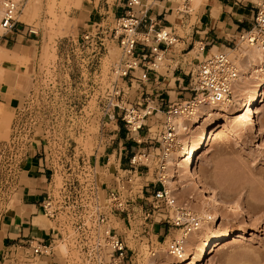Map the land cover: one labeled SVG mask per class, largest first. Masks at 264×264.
Returning a JSON list of instances; mask_svg holds the SVG:
<instances>
[{
    "label": "rangeland",
    "instance_id": "1",
    "mask_svg": "<svg viewBox=\"0 0 264 264\" xmlns=\"http://www.w3.org/2000/svg\"><path fill=\"white\" fill-rule=\"evenodd\" d=\"M39 1L38 14L37 9L32 12L35 18L30 13L25 16L30 22L25 17H21L25 21L19 20L23 6L13 30L0 40V45L22 56L6 58L0 75V100L9 112V120L0 124V227L5 214L18 201L25 161L35 154L49 167V184L36 207L34 223L47 229L50 236L39 242L8 243L0 228V264H108L110 250L94 214L97 204L105 208L108 227L124 239L123 264H146L162 247L170 254L171 242L180 231L163 222L157 211L144 218L146 209L136 198L140 196L135 191L144 179L151 184L156 178L151 166L148 173L143 171L133 177L135 194L128 217L111 213L107 201L105 182L118 167V152L114 154L113 147L123 132L122 126L115 127L114 119L110 122L108 117L112 110L109 106L112 86L120 82L117 76L120 49L113 37L115 20L111 18L102 24L112 29L105 35L96 31V26L94 29L84 26L73 15L74 0ZM191 3L188 0L171 3L181 11L179 14L187 9L190 24L198 11V6ZM85 34L89 37L84 38ZM176 35H184L178 25ZM237 40L239 47L238 43H243ZM15 41L23 47L16 46ZM175 45L180 46L178 42ZM199 46L196 42L193 52L179 55L173 62L162 59L158 71L164 73L167 64L184 66L185 60L195 63ZM135 87L129 92L131 101ZM256 108L255 136L247 134L237 116L232 118L235 131L219 132L216 140L195 157V165L208 185L241 189L233 197L240 211L245 214L250 210L254 220V225H249L246 217L231 219V214L227 217L220 210V216L230 219L232 230L244 231V238L211 248L204 264H264V208L251 209L247 205L249 200L264 203V98ZM151 131L156 132V127L151 126ZM115 133L116 138H110ZM156 145H152L153 154L159 153ZM206 158L211 161L208 167L203 165ZM174 195L182 204L185 193L175 191ZM59 242L64 246L60 253ZM38 245H47L40 254L34 252Z\"/></svg>",
    "mask_w": 264,
    "mask_h": 264
},
{
    "label": "built area",
    "instance_id": "2",
    "mask_svg": "<svg viewBox=\"0 0 264 264\" xmlns=\"http://www.w3.org/2000/svg\"><path fill=\"white\" fill-rule=\"evenodd\" d=\"M26 0H2L0 4V40L11 32L18 22L19 15ZM156 0H127L125 11L116 17L113 37L116 39L120 49V62L117 67L120 82H115L110 93L109 106H111L109 119L115 115L114 108L119 112L121 120L129 131L143 130L144 141L136 140L137 144H144L130 155L125 168L118 165L111 179L105 182V192L111 213L129 216V206L132 197L139 193L142 206L146 214L158 212L163 222L175 227L180 234L185 235L198 226V216L189 207L170 200L165 190L164 170L165 153L178 149L176 126L179 119H184L191 124L204 110L206 103L219 101L221 103L231 102L233 98L234 82L237 77L238 67L235 61L224 51H204L200 44L197 61H184L186 72H183L185 82L182 87L178 86L180 92L176 98L167 102L163 110L157 109L152 102L147 100L134 102L129 100V92L134 85L143 87L148 80V71L157 72L164 57V51L160 49L163 43L166 47L173 45L178 37L172 30L153 29L151 18L148 17V7ZM256 11L252 26L243 30L238 35V42L250 47L264 50V0L256 2ZM146 27L144 31L139 27ZM107 34L112 29L105 25H96V31ZM89 35L85 34L84 38ZM193 49V46L192 48ZM190 49V50H191ZM189 50V51H190ZM186 52V54L189 53ZM136 91V87L135 90ZM115 99V101H113ZM114 111V112H113ZM161 114V117H158ZM151 126L156 127V132L151 131ZM157 143L158 154H153L152 145ZM150 166L153 168L154 181L150 184L144 179L139 190H134L133 177L136 173H148ZM146 188V190H144ZM146 194V196H144ZM138 196V195H136ZM145 200V202H144ZM107 205V206H108ZM105 208L96 205L94 214L96 221L101 224L104 231V243L110 250V261L108 264H123L126 244L114 229L108 227ZM108 208V212L110 213ZM47 245L34 247L35 253H42L41 248ZM170 255L180 258L183 255V247L177 238L171 242Z\"/></svg>",
    "mask_w": 264,
    "mask_h": 264
},
{
    "label": "bare ground",
    "instance_id": "3",
    "mask_svg": "<svg viewBox=\"0 0 264 264\" xmlns=\"http://www.w3.org/2000/svg\"><path fill=\"white\" fill-rule=\"evenodd\" d=\"M170 1L171 3H176L178 0ZM188 1H192L191 4L196 7L202 0ZM39 2V0H27L25 6L23 5L24 8L22 7L23 15L21 14L18 17L19 20H22L21 17L29 16L30 13L32 18H35V14L33 17L32 12L37 9L35 12L37 13ZM25 19L30 22L26 17ZM22 21L25 20L23 19ZM238 44L239 47L236 45L237 47L228 50V55L234 57L238 67L231 102L221 103L214 101L213 103H206L205 109L200 111L191 124L184 119H179L176 126V134L180 147L166 152L164 157L163 182L167 196L170 200L176 201L175 191L184 192L182 204L192 209L198 216V226L183 236L182 234L177 235L176 238L183 247V255L180 258L176 259L173 257V262H170L172 256L169 257L170 254L165 249L162 250V247L147 259L148 263L146 264H157L158 261L163 260H169V262L167 261L168 263L163 261V264H204L211 248L220 246L224 242L244 238L242 229H231L230 219L227 218L228 215L230 216L231 214V219L235 217L245 220L246 217L249 225H254L251 211L247 210L243 214L240 211L238 201L233 197L240 194L241 189L235 191V187L233 188L231 185L222 189L208 185L195 165L197 153L203 147L207 149L216 140L219 132L235 131L232 125V118L239 116L245 125L247 134L255 136L258 126L256 105L264 98V50L250 47L244 43ZM193 50L194 48L189 53L193 52ZM44 54H46L45 51L43 52ZM10 55L15 57L14 59H18L17 56H21L18 52L15 53L0 45V75L4 68L3 62ZM21 57L19 59L24 60ZM15 62L17 63V60ZM8 120L9 112L3 108V103L0 102V124L6 123ZM203 165L205 167L210 166V159L206 158ZM247 205L251 209L264 208V203L251 202L250 200L247 201ZM220 210H223L227 217L225 214V217L220 216ZM100 228L102 229V226ZM105 229L103 228L102 230L104 231ZM57 248L60 253L64 246L59 242Z\"/></svg>",
    "mask_w": 264,
    "mask_h": 264
},
{
    "label": "crops",
    "instance_id": "4",
    "mask_svg": "<svg viewBox=\"0 0 264 264\" xmlns=\"http://www.w3.org/2000/svg\"><path fill=\"white\" fill-rule=\"evenodd\" d=\"M126 1L74 0L76 6L73 7L72 12L76 18L83 21L84 26H91L94 29L96 25H102L111 18L115 19L122 15L125 11ZM257 1L202 0L197 7L196 19L191 24L189 23L187 9L179 14L181 11L178 8H173L170 0L154 1L148 7V17L152 20L153 29L168 27L176 35V25H178L184 31L183 36L176 35L178 37L176 42L180 44L179 47H176L175 43L168 47L163 43L160 44V49L164 51L163 59H169L171 62L175 61L179 58V55H185L192 46L194 48L196 42L204 46V51L227 52L233 49L239 33L252 26ZM145 29L146 27H139L141 31ZM20 43L15 41L14 44L23 47V44ZM183 72H186L185 64L184 66L176 65L175 67L167 64L164 73L159 72L158 69L157 72L148 71V80L143 87L136 85L132 101L144 103L143 100H147L152 102L157 109H165L167 102L176 98V93L180 92L178 86L182 87L185 82ZM119 112L121 113V111ZM119 112H115L114 117L110 118V122L114 119L115 127L121 125L123 128L117 146L113 147L114 154L118 152V165L122 167L123 164L127 166L130 155L136 150L135 147L142 145V143L137 144L136 140L139 139L142 142L145 138L143 129L129 131L121 120ZM117 133L111 135L110 138H116ZM112 140V143H115V139ZM42 159V157L34 154L25 161L18 201L14 205V209L5 214V221L1 223L0 227L4 230L3 239L8 243L16 241L39 242L50 236L47 229L34 223L36 207L44 197L46 187L49 184V167ZM122 161H124L123 164ZM167 230L169 231V228ZM160 234L157 233V236Z\"/></svg>",
    "mask_w": 264,
    "mask_h": 264
}]
</instances>
